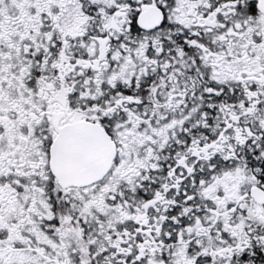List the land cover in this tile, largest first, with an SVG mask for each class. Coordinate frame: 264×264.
Listing matches in <instances>:
<instances>
[{"label":"snow or ice","instance_id":"1","mask_svg":"<svg viewBox=\"0 0 264 264\" xmlns=\"http://www.w3.org/2000/svg\"><path fill=\"white\" fill-rule=\"evenodd\" d=\"M0 264H264V0H0Z\"/></svg>","mask_w":264,"mask_h":264}]
</instances>
